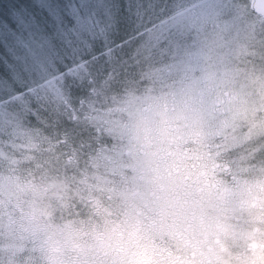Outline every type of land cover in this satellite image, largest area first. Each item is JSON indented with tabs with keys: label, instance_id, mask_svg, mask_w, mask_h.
<instances>
[{
	"label": "rangeland",
	"instance_id": "rangeland-1",
	"mask_svg": "<svg viewBox=\"0 0 264 264\" xmlns=\"http://www.w3.org/2000/svg\"><path fill=\"white\" fill-rule=\"evenodd\" d=\"M254 1L0 0V264H34L28 240L12 227L19 192L39 195L41 181L83 180L100 160L121 167L128 132L135 133L133 150L159 159L176 155L181 144L202 134L193 97L211 102L208 114L217 108L231 114L218 130L254 120L261 107L252 101L264 97V17ZM122 38L132 39L105 59L75 68L70 75L76 80L60 73L67 57H85L99 42ZM149 57L156 61L143 76ZM107 59L124 65L132 78L99 81L94 69ZM87 87L85 109L66 101ZM84 111L82 123L77 115ZM82 124L94 133V146L83 143L87 149L77 142ZM65 129L76 138L66 140L77 144L69 155L61 139ZM164 176L157 170L154 179L167 191ZM135 235V226L127 239L113 229L91 254L94 264L108 257L114 264L125 258L148 264L143 254L135 261L129 255ZM68 244L87 264L89 250L79 241ZM52 260L60 264V257ZM250 264H264V252L254 253Z\"/></svg>",
	"mask_w": 264,
	"mask_h": 264
},
{
	"label": "clouds",
	"instance_id": "clouds-1",
	"mask_svg": "<svg viewBox=\"0 0 264 264\" xmlns=\"http://www.w3.org/2000/svg\"><path fill=\"white\" fill-rule=\"evenodd\" d=\"M252 102L261 107L254 120H234L221 131L231 114L219 108L208 114L211 102L193 97L202 134L176 155L133 150L135 133L128 132L121 167L100 160L83 180L41 181L39 195L19 192L12 227L28 240L34 264H53L54 256L60 264H85L69 241L83 244L87 264H94L100 239L115 228L127 239L130 226L133 261L143 254L148 264H250L264 252V97ZM157 170L167 191L154 179Z\"/></svg>",
	"mask_w": 264,
	"mask_h": 264
},
{
	"label": "trees",
	"instance_id": "trees-1",
	"mask_svg": "<svg viewBox=\"0 0 264 264\" xmlns=\"http://www.w3.org/2000/svg\"><path fill=\"white\" fill-rule=\"evenodd\" d=\"M131 39L132 38H122V39L118 40L117 42L110 43V44L101 41L98 43L99 44L98 47H95L94 51L92 50L90 53H87V55L85 57H81V58L67 57V59H65V61H64L63 69L60 70V73H64V75H67V76H65L66 78L70 77L72 80H76L77 76L70 75L71 72H73L75 70V68H77V67L80 68V67H82L81 65H83V68H85L84 65H86V63L93 64V61H100L102 58L105 59L107 54L109 52H111L112 50H114L115 47H119V45L120 46L125 45ZM155 59H152L149 57V58H146V61L145 60L143 61V72H142L143 76H145V74L149 70V67H151L150 65L154 61H156ZM116 62L117 61H114V62L110 61L109 62V60L107 59V62L105 64L103 63V66H98L95 69L93 68L95 74L99 78V81H101L100 80V78H101V79H104V82H108V78L113 77L117 83H120V82H124L126 80H130L132 78V76L127 71V68L124 65L122 66L120 63H116ZM97 72H98V74H97ZM135 77L136 76H134V78ZM90 81H91V76H89L87 78V83ZM90 84L91 83H89L88 86ZM94 85L96 88L97 87L96 84H94ZM91 87L93 89V85H91ZM95 88H94V90H95ZM18 89H20V91H21L22 88H18ZM119 91L120 90H116L115 92L111 91L113 93H110V94L121 93V92H123V88L120 92ZM89 92H91V91L87 87L81 93H79V94L76 93V98L72 97V98H69V100L66 98V101H69V103H73L74 106L82 107L83 109H85V106L89 103V99H90V95L88 94ZM85 112L86 111H84V113H82V114L79 113L77 115L78 119L83 121L82 123H85V121L87 120L86 118L83 117V114H85ZM81 117H83V118H81ZM87 132L88 131L85 128V124H82L79 127L78 134L76 135L77 137H79L81 139L80 141L77 140V142L81 143V146L84 149H87V148L84 147L83 143H86L88 140H91L92 146L95 145V141L91 139V137L94 136L93 135L94 133H92V132L87 133ZM73 137L75 138L74 133L70 134L69 131L65 129V134L61 137V139L66 140V138H67V139L74 140ZM75 140H76V138H75ZM67 142L69 144V147L66 148V150H68V151H66L65 153H67V155H69L71 153L69 148H72L71 144L74 146H77V144L70 142V141H67ZM86 151H89V150H86Z\"/></svg>",
	"mask_w": 264,
	"mask_h": 264
},
{
	"label": "water",
	"instance_id": "water-1",
	"mask_svg": "<svg viewBox=\"0 0 264 264\" xmlns=\"http://www.w3.org/2000/svg\"><path fill=\"white\" fill-rule=\"evenodd\" d=\"M253 7L257 14L264 17V0H255Z\"/></svg>",
	"mask_w": 264,
	"mask_h": 264
},
{
	"label": "snow or ice",
	"instance_id": "snow-or-ice-1",
	"mask_svg": "<svg viewBox=\"0 0 264 264\" xmlns=\"http://www.w3.org/2000/svg\"><path fill=\"white\" fill-rule=\"evenodd\" d=\"M78 20H79V17H77V21H78ZM75 22H76V21H74V23H75ZM100 31H101V32H103V31H104V29H103V28H101V29H100Z\"/></svg>",
	"mask_w": 264,
	"mask_h": 264
}]
</instances>
